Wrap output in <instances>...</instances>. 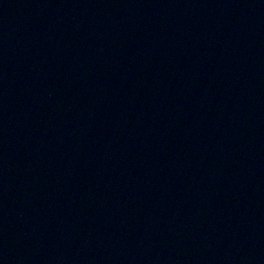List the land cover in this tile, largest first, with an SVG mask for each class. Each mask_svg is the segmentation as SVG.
I'll list each match as a JSON object with an SVG mask.
<instances>
[{"label":"water","instance_id":"1","mask_svg":"<svg viewBox=\"0 0 264 264\" xmlns=\"http://www.w3.org/2000/svg\"><path fill=\"white\" fill-rule=\"evenodd\" d=\"M0 264H264V0H0Z\"/></svg>","mask_w":264,"mask_h":264}]
</instances>
